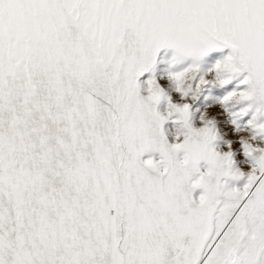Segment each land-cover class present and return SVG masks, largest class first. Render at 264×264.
<instances>
[{"label":"snow or ice","instance_id":"1","mask_svg":"<svg viewBox=\"0 0 264 264\" xmlns=\"http://www.w3.org/2000/svg\"><path fill=\"white\" fill-rule=\"evenodd\" d=\"M0 264H264V0H0Z\"/></svg>","mask_w":264,"mask_h":264},{"label":"rangeland","instance_id":"2","mask_svg":"<svg viewBox=\"0 0 264 264\" xmlns=\"http://www.w3.org/2000/svg\"><path fill=\"white\" fill-rule=\"evenodd\" d=\"M214 55H219V54L217 53V54H214Z\"/></svg>","mask_w":264,"mask_h":264}]
</instances>
